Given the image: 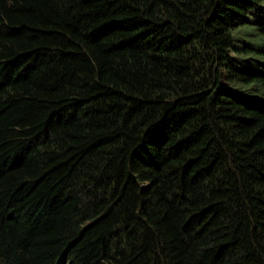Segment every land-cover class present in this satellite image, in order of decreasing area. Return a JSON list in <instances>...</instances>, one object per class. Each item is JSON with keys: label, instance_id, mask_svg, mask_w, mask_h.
Segmentation results:
<instances>
[{"label": "trees", "instance_id": "trees-1", "mask_svg": "<svg viewBox=\"0 0 264 264\" xmlns=\"http://www.w3.org/2000/svg\"><path fill=\"white\" fill-rule=\"evenodd\" d=\"M262 8L0 0V264H264Z\"/></svg>", "mask_w": 264, "mask_h": 264}, {"label": "rangeland", "instance_id": "rangeland-1", "mask_svg": "<svg viewBox=\"0 0 264 264\" xmlns=\"http://www.w3.org/2000/svg\"><path fill=\"white\" fill-rule=\"evenodd\" d=\"M263 11V8L259 10L257 13L253 14L252 16L249 17L248 21L246 23V26L243 28H237L233 31V37H234V45L233 47L235 49H239L241 47H252L255 48L256 50H260L261 52L264 51V37H262L255 29V26L258 24H261L264 22V15L262 16L261 13ZM256 38L258 41H256ZM264 54L259 56H252V53H243V52H237L229 54V58L231 61H233L236 65L237 69L245 70V71H260L264 73ZM252 56V57H249ZM247 59V60H246ZM251 61L252 63H249ZM255 85V86H254ZM257 88L260 90L261 88L256 84H251V83H246L243 85L244 90L246 89H253ZM232 92L230 93L233 97L237 98L240 100V97H243V99H248L252 96H261V94H247L246 91H242L238 89L236 86L231 87ZM238 95V96H236Z\"/></svg>", "mask_w": 264, "mask_h": 264}]
</instances>
